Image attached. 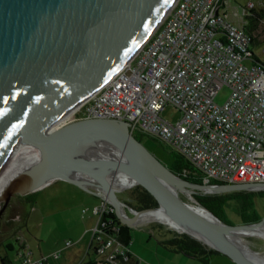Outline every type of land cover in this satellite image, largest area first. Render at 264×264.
<instances>
[{
  "label": "water",
  "instance_id": "1",
  "mask_svg": "<svg viewBox=\"0 0 264 264\" xmlns=\"http://www.w3.org/2000/svg\"><path fill=\"white\" fill-rule=\"evenodd\" d=\"M177 1L0 0V169L21 147L38 153L36 164L0 193V223L14 197L62 181L106 201L130 229L159 211L181 230L160 224L233 264H264V256L234 240L260 227L264 217L251 225L224 224L193 198L264 191V184L188 183L137 141L125 122L54 125L131 62ZM114 176L129 183L124 189L140 187L157 206L131 209L119 200Z\"/></svg>",
  "mask_w": 264,
  "mask_h": 264
},
{
  "label": "built area",
  "instance_id": "2",
  "mask_svg": "<svg viewBox=\"0 0 264 264\" xmlns=\"http://www.w3.org/2000/svg\"><path fill=\"white\" fill-rule=\"evenodd\" d=\"M224 4L178 0L131 62L64 124L84 119L125 122L132 135L156 138L181 155L201 174L203 185L264 184V69L252 61L245 64L252 37L230 21ZM252 10L255 5L249 3L243 16ZM222 87L230 93L217 105L214 97ZM166 107L181 114L177 123L162 119ZM100 200L93 208L96 261L123 264L126 250L101 233L103 215L114 210ZM71 245L65 243L66 248ZM48 259L23 250L10 264H47Z\"/></svg>",
  "mask_w": 264,
  "mask_h": 264
},
{
  "label": "crops",
  "instance_id": "3",
  "mask_svg": "<svg viewBox=\"0 0 264 264\" xmlns=\"http://www.w3.org/2000/svg\"><path fill=\"white\" fill-rule=\"evenodd\" d=\"M227 1L225 0V3ZM258 1L259 3L250 0L248 4L253 3L255 9L259 10L263 7V4L262 0ZM224 10H226L228 15L225 4ZM231 22L235 24L233 21ZM242 25L245 26V24ZM20 199L23 206L22 213L16 216L12 229L5 232L0 242V247H7L5 254L2 255L0 253V257L6 259L5 264L18 260L19 254L23 250H30L33 253V257L37 259L49 257L47 264H84L89 259L95 258L92 249V229L95 226L96 217L89 210L97 206V197L85 193L68 183L54 181L34 193L20 197ZM28 207H30L31 213L28 212ZM83 210H86V215L81 218ZM32 216L37 221V224L31 233L27 235L21 231V228H27L28 221ZM46 221H49L48 223L51 227L47 232H43L44 230L41 227ZM61 223L64 225L63 231H61ZM67 228L70 229V232L67 231ZM73 229L74 231L71 232ZM143 229L154 234L157 233L159 245L167 251L164 255L174 253L176 256L182 257L174 256L172 258L177 264H232L225 257L217 262L215 256H206L204 261L201 262L196 258L170 250L163 245L170 238L167 230L155 225L146 226ZM66 242H71L72 245L66 248ZM130 251H132L131 248ZM7 252H12V255ZM56 252L59 253L57 259L50 257ZM131 255L133 256L134 253ZM133 259L134 261L136 260L134 256ZM0 264H2L1 261Z\"/></svg>",
  "mask_w": 264,
  "mask_h": 264
},
{
  "label": "trees",
  "instance_id": "4",
  "mask_svg": "<svg viewBox=\"0 0 264 264\" xmlns=\"http://www.w3.org/2000/svg\"><path fill=\"white\" fill-rule=\"evenodd\" d=\"M245 26L244 29L251 35V44H260L258 39V29L260 24L264 23V10H252L244 17ZM250 53L249 61H252L256 65L264 69V62H261L253 53ZM133 137L141 142L148 150V144L150 141L158 142L166 147L173 156V163L170 166L165 165L171 173L175 176L187 181L194 185H202L203 178L201 174L194 169L189 162H187L181 155L174 152L171 148L165 145L160 140L151 136L135 133ZM210 184H220L211 182ZM255 197H264V191L248 192L239 191L226 194L204 195L197 194L193 198L201 204L202 207L211 212L222 223L230 225L227 220L225 211L229 209L238 220V225H251L258 222L261 218L255 211L254 199ZM183 200H186L182 197ZM131 209L140 211L144 209L155 208L157 205L154 200L140 187H133L127 194L125 199H121ZM98 204L101 200L98 199ZM162 227V226H161ZM101 233L109 239L115 240L126 250L127 260L123 264H137L134 261L133 256L129 252L133 235L132 229L121 224L116 218L115 213L104 214L101 219ZM170 238L163 243V245L170 250L177 251L186 256L193 257L203 262L206 256L219 255L217 252L212 251L197 241L191 239L187 235L178 234L176 232L168 231ZM94 252V251H93ZM95 255V254H94ZM224 257V256H222ZM226 258V257H225ZM2 264L6 263V259H0ZM84 264H98L96 257L89 259ZM233 264V263H232Z\"/></svg>",
  "mask_w": 264,
  "mask_h": 264
},
{
  "label": "rangeland",
  "instance_id": "5",
  "mask_svg": "<svg viewBox=\"0 0 264 264\" xmlns=\"http://www.w3.org/2000/svg\"><path fill=\"white\" fill-rule=\"evenodd\" d=\"M250 0H228L226 2V9L227 13L230 17V20L233 21L236 26H241V24H246L245 19H244V12L243 10L246 9L248 2ZM254 2H258V0H251ZM263 4V7H261V10H264V0L261 1ZM256 10V9H255ZM243 26V25H242ZM241 26V27H242ZM244 27V26H243ZM258 39L260 41V44H251L249 49L250 52L253 53L254 56H256L261 62H264V23L260 24L259 29H258ZM245 64L247 66L250 65V61H246ZM229 89L227 87H222L216 96L214 97V103L217 105H223L228 96H229ZM161 117L163 120L175 124L181 119V114L174 108L172 107H166L162 112H161ZM149 148V152H151L155 157L162 162L164 165L170 166L173 163V156L170 153L166 147L158 142L155 141H150L149 144L147 145ZM118 193V198L120 201L123 202L121 199H125L128 192L132 189H119ZM19 197H15L12 199V202H15ZM254 204H255V211L258 214V216L264 217V197H255L254 199ZM0 209H1V204H0ZM30 207H28V212H30ZM85 211V210H83ZM82 211L81 218L86 215ZM89 212L93 214V208H90ZM31 213V212H30ZM74 213V211H73ZM227 220L229 221L230 225H238V220L236 218V214H234L232 211L227 209L225 211ZM49 221H46L42 224L41 229H43V232H47V230L51 227L50 224L48 223ZM37 221L34 219L32 216L29 221H28V226L21 228V231H23L25 234L31 233L34 227H36ZM162 226L164 230L174 232L172 230H169L166 226L163 224H160L155 221H140L136 225L137 227L141 228H136L132 229V235L133 239L131 242V245L129 247V250L131 248L132 251H130L131 254L134 253L135 259L140 263V264H177L175 261H173L172 258L176 256L174 253H169L168 255H164L167 251L159 245V239L157 233L154 234L152 232L146 231L143 229L146 226ZM61 231L64 229V225L61 223L60 224ZM68 227V226H66ZM65 227V228H66ZM68 229V228H67ZM70 232V229L67 230ZM71 230V232H73ZM14 245V244H13ZM245 245L254 252L259 253L260 256H264V240L257 239V238H246L245 239ZM7 247H0V253L3 255L6 252ZM9 255H12V252H7ZM162 254V255H160ZM162 256V257H160ZM215 258L218 261L223 260V257L219 255H214ZM180 257V256H176ZM182 258V257H180ZM184 260H187L183 258ZM135 260V261H136ZM215 260V259H214ZM225 260V259H224ZM136 261V262H137Z\"/></svg>",
  "mask_w": 264,
  "mask_h": 264
},
{
  "label": "bare ground",
  "instance_id": "6",
  "mask_svg": "<svg viewBox=\"0 0 264 264\" xmlns=\"http://www.w3.org/2000/svg\"><path fill=\"white\" fill-rule=\"evenodd\" d=\"M75 110L76 109H73L71 111L69 110L66 113H63V115L58 120H56L54 124L55 127L64 124L65 121H69L70 119H72ZM37 160L38 153L28 146H24L16 150L0 169V193L7 186L11 179H13L20 172L34 166ZM113 180L116 188L123 189L129 186V183L123 177L114 176ZM141 219L144 221H155L158 223H163L165 225H170L172 228L178 229L179 231L181 230L180 227H178L173 221H171L168 217L164 216L159 211L149 212L145 214ZM246 238H257L264 240V222L260 227L253 231L239 233L234 236V240L239 243V245H241V247L244 249H247V246L245 245Z\"/></svg>",
  "mask_w": 264,
  "mask_h": 264
},
{
  "label": "flooded vegetation",
  "instance_id": "7",
  "mask_svg": "<svg viewBox=\"0 0 264 264\" xmlns=\"http://www.w3.org/2000/svg\"><path fill=\"white\" fill-rule=\"evenodd\" d=\"M19 197V196H17ZM15 198V197H14ZM22 201L19 197L15 202L9 203L6 211L4 212L1 223H0V242L2 241V238L5 234V232L12 229V226L15 224L16 216H18L20 213H22ZM222 256V255H221ZM2 259V257H0Z\"/></svg>",
  "mask_w": 264,
  "mask_h": 264
}]
</instances>
